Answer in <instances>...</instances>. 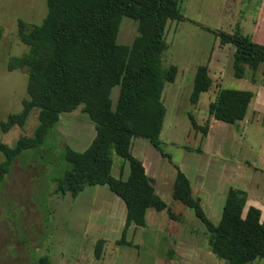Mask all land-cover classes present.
I'll list each match as a JSON object with an SVG mask.
<instances>
[{
  "label": "trees",
  "instance_id": "16d2710c",
  "mask_svg": "<svg viewBox=\"0 0 264 264\" xmlns=\"http://www.w3.org/2000/svg\"><path fill=\"white\" fill-rule=\"evenodd\" d=\"M47 14L39 24L18 21L19 38L29 50L11 57L8 68L26 72L27 95L23 110L0 121V131L23 125L33 108H38V124L31 136H21L13 146L1 145L4 159L0 163V189L16 158L24 152L49 149L51 136L63 112L77 108L89 116L96 134L89 146L78 151L64 146L68 163L54 189L55 194L70 193L76 198L87 186H107L121 196L127 206L125 226L118 244L132 245L127 240L131 225L144 226L146 211H161L167 203L155 193L151 178L142 161L131 152L134 137L149 140L165 157L171 159L160 138L166 107L163 91L173 83L177 65L162 68L169 19L184 20L179 0H47ZM124 16L139 21V35L131 45L117 42ZM212 31L221 44L235 46L234 76L243 78L246 66L256 71L264 63V44L254 41L238 28L230 33ZM2 30L0 27V39ZM213 84L207 65H199L194 77L190 100L197 103L201 93ZM119 86L113 108L112 88ZM254 93L251 90L221 87L209 103L210 117L234 124L245 118ZM193 128L201 132V143L208 134L209 120L200 124L189 115ZM38 150V151H37ZM198 151H202L199 147ZM113 153L127 160L130 174H112ZM173 185V198L192 208L206 226L211 251L227 264H248L264 259V221L261 209L247 204L245 191L230 189L225 197L221 219H209L191 181L181 168ZM170 217L175 215L169 210ZM104 239L97 240L95 253L102 254ZM170 255L175 253L171 249ZM33 264H52L48 255L33 259Z\"/></svg>",
  "mask_w": 264,
  "mask_h": 264
},
{
  "label": "rangeland",
  "instance_id": "374dc122",
  "mask_svg": "<svg viewBox=\"0 0 264 264\" xmlns=\"http://www.w3.org/2000/svg\"><path fill=\"white\" fill-rule=\"evenodd\" d=\"M263 7L264 0H179V9L185 19H169L166 24L165 40L168 47L163 54L162 68L171 64L182 66L187 61L196 63L198 59L203 60V54L219 39L204 26L230 33L239 28L247 34L253 23L251 15L257 18ZM47 10L46 0H0V121L7 120L10 114L22 111L23 100L28 97L26 72L8 68L11 57L21 56L29 50L28 45L19 38L18 21L39 24ZM139 26V21L124 16L117 42L131 45L140 34ZM261 66L264 67V63ZM253 74L255 77L256 74ZM261 75H257L258 82L264 78ZM233 79L234 83L224 86H242V79ZM222 81L228 83L229 80ZM189 82L190 78L177 77L174 83H166L163 91L166 113L161 140L165 151L178 164L185 155L186 148L198 151L201 147V132L193 128L189 115L192 114L198 123L204 124L209 117V102L214 100V89L217 88V85L212 86L209 91L201 93L197 103H193L190 100ZM118 96L119 86H115L111 92L113 108L116 107ZM80 107L61 114L50 138L52 142L50 145L47 142L48 150H28L22 158L14 160L0 189V264H33V259L42 255H48L53 264H170V259L172 264H182L181 253L170 255L172 239L167 233L171 231L167 225L172 227L174 223L171 220L167 223V210L153 213L149 226L143 230L135 231L134 227L130 228L127 239L135 246L117 243L122 228L117 239L102 238V254L98 257L95 253L99 240L97 232L95 235L93 232L84 233L80 229L83 225L81 217H85L87 212L84 207L86 198L82 196L77 200L71 194L63 196L54 193L58 179L68 165L63 154L64 146L69 145L82 151L89 146L96 134L95 125ZM38 112V108H33L23 125H15L6 132L0 131V163L4 159L1 145L13 146L21 136L33 135L38 124ZM260 122L264 124V120L261 119ZM248 126L254 130L259 129L258 139L252 141L245 133V137L242 134L240 139L235 134L238 138L235 144L233 141L226 142L222 151L211 153L209 157L235 160L240 159L242 153L241 157L249 158L254 164L264 167L261 156L264 153V125L254 122ZM193 156L199 157L198 154ZM125 161L113 153L114 176L118 177L124 172ZM170 174L169 171L165 174V182H169ZM94 188L87 187L86 192ZM105 188L110 191L108 187ZM164 199L172 206L173 211L179 213L175 221H186L187 228L194 226V233L205 245L203 228L206 234L207 231L194 210L181 202L173 205L169 196ZM90 203L94 208L102 210L109 203L108 194L96 195ZM150 211L152 213L156 210L150 209L148 214ZM75 217L77 218L74 219ZM212 220L218 222V219ZM175 240L179 241L178 238ZM206 241L209 246L208 238Z\"/></svg>",
  "mask_w": 264,
  "mask_h": 264
},
{
  "label": "crops",
  "instance_id": "0c3cea01",
  "mask_svg": "<svg viewBox=\"0 0 264 264\" xmlns=\"http://www.w3.org/2000/svg\"><path fill=\"white\" fill-rule=\"evenodd\" d=\"M259 13L260 15H258L257 18L254 17L253 14L250 17L251 21L253 22L250 32H248L247 34L242 31L241 32L245 35L250 36L254 41L264 44V7ZM234 52L235 46L232 43L221 44L220 39H216L215 43L212 44L210 50H208L207 53L205 52L203 54L205 57L203 60L198 59L196 63L187 61V63H184L182 66L175 64L178 67V73L175 81L177 80V77L180 76L190 78L189 85L191 88L190 91L192 92L197 67L201 64L207 65L209 76L213 80L212 86L215 87V85H217V88L214 89L216 98L219 88L225 87L224 84L230 85L231 83L235 82L233 79L235 77L233 70ZM262 66L260 64L256 71H254L247 65L245 77L238 78L242 79L243 84L236 89L251 90L254 93L245 118L237 121L234 124H230L226 121L217 120L209 116L208 120L210 125L208 134L201 143L202 152L186 148L185 155L178 164V162H175L174 159L163 156L149 140L142 137H134L132 139V154L142 161L146 173L151 178V183L155 189V193L164 201V198L166 196H169L173 205L175 204V202L176 204L177 202H180L173 198V185L177 172L174 164H177L190 179L193 195L200 200L202 207L204 208V211L210 220H212V218L218 219V221L221 219L223 205L227 193L230 189H239L245 191L247 194V204L245 212L249 206H256L261 209V220L264 221V167L254 164L249 160V158H246L244 156L241 157L242 153L240 154V159L236 158L235 160H232L231 158H228L227 160H220L209 157L211 153L222 151V148L226 142L233 141L235 144V141L238 140V138L241 139L242 134L245 137L244 133L246 135H249L252 141L258 139L257 135H259V129L254 130L251 126L247 127V125L254 122L258 124L261 123V126L264 125L263 122H260L261 119L264 120V67ZM253 73L256 74L255 77ZM259 74H262L261 76L263 78V80H261L260 82H258L259 77H257V75L259 76ZM222 79H227L229 81L228 83H224ZM211 101L212 100H210V102ZM241 130L244 131L240 132ZM162 133L163 129L161 131L160 138ZM235 134L238 138L235 137ZM194 154H198L199 157L197 158L193 156ZM261 156L264 161V153ZM123 166L124 172H121V176L123 179H127L130 174L129 162L126 160L125 162H123ZM169 166L171 170L168 168ZM168 171L171 172L170 180L169 182H165L167 181V177L165 174ZM87 187L95 188L86 192ZM87 187H85L83 191H81L76 197L77 200H79V198L82 196L86 198V205L84 207L86 208L87 212L85 217H81V219H83V221L81 220V222H83V225L82 227H80V229H82L84 233L93 232L95 233V235L97 232V237H99L98 239H109L108 237H111V239L112 237L113 239H117L116 237H118L120 229L122 228L123 231L126 222L127 206L124 199L118 194L114 193L112 190L108 191V189H106L103 185ZM84 192L86 193L83 194ZM107 194L109 197V203L106 204L105 208H102V210L94 208L90 203L92 199L96 197V195L100 196ZM167 205V208L161 211L156 210L152 213L150 211V214H148V212L153 208H148L146 211L145 225H131L128 232H130L131 227H134L135 231H137V229L143 230L144 228H146V226H149L148 224L153 213L157 214L158 212L167 210V223L170 220L174 223L172 227H168L167 225V228L171 230L167 233H169L170 239H172L171 247L174 253L176 254L177 252L178 254L181 253L182 255V264L226 263L224 259L218 257L211 251V248H209L206 241V238H208V232L206 234L203 227L202 228L205 234L203 236V238H205V245L203 244L204 242L200 240L201 238H198L194 233V226L191 225L190 228H187L185 226L187 224L186 221H175L179 213L173 211L172 206H169L168 203ZM169 210L172 211V213L175 215L174 218L170 217ZM76 218L77 217H75L74 219ZM178 232H180V234ZM121 236L119 237V239L121 238ZM174 238H178L179 241L175 240ZM181 239L182 241H180ZM174 244H176V247ZM132 246H135L133 242ZM215 256H217L221 260H217ZM50 260L52 262L51 258ZM170 260V264H172V259ZM174 264L176 263L174 262ZM248 264H264V259L257 258L249 262Z\"/></svg>",
  "mask_w": 264,
  "mask_h": 264
}]
</instances>
